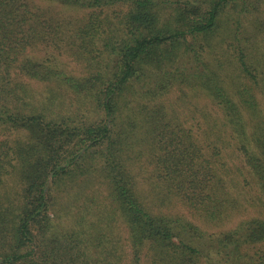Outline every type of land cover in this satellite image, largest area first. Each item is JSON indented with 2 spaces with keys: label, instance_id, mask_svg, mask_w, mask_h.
<instances>
[{
  "label": "trees",
  "instance_id": "trees-1",
  "mask_svg": "<svg viewBox=\"0 0 264 264\" xmlns=\"http://www.w3.org/2000/svg\"><path fill=\"white\" fill-rule=\"evenodd\" d=\"M0 264H264V0H0Z\"/></svg>",
  "mask_w": 264,
  "mask_h": 264
},
{
  "label": "rangeland",
  "instance_id": "rangeland-1",
  "mask_svg": "<svg viewBox=\"0 0 264 264\" xmlns=\"http://www.w3.org/2000/svg\"><path fill=\"white\" fill-rule=\"evenodd\" d=\"M38 1V0H36ZM61 61L62 64H64L63 68L67 69V70H73L76 68L75 64H73V62H71L68 58H61L59 59ZM31 85L36 88L37 90L39 91H43L44 90V84H37L35 82H31ZM171 100H175V96H171L170 97ZM167 104L170 103L169 101L166 102ZM191 103H192V107H191V110H194L195 107H197L198 109V112L195 113V116L198 117L199 116V113H200V110L201 108L203 107V104L204 102L202 100H200L199 98H192L191 99ZM208 109H210V106L206 107ZM193 115V114H192ZM191 121H188L187 124H190ZM231 151V150H230ZM230 151H228L226 153V159H227V162L229 165H234V164H239L240 161L235 158V157H231L229 158L228 155L230 154ZM99 189L98 192L95 193V195L99 194L100 193V196L102 197H99V201L101 199H104V192L103 190H101L98 186H95V190ZM92 189V188H91ZM90 189V191H91ZM180 214H185L190 220L191 222H193L194 224L200 226L203 230H205L206 232H210V233H218V232H221V231H225L227 229H230V228H233L235 227L236 225H238V223H240L239 221L241 220V218H245L248 214H252V212L254 213V209L253 210H249V213L247 215H244V214H241L242 216H236L234 218L231 219V221L228 223V224H225V225H221V226H217V225H208L206 223H203L204 221L201 220L200 218L196 217V216H192V214H190L188 211H186V209L183 208V206L181 205H177L176 208H175ZM245 220V219H244ZM119 234L125 238L126 234H125V230H123V228H119ZM117 231V232H118Z\"/></svg>",
  "mask_w": 264,
  "mask_h": 264
}]
</instances>
